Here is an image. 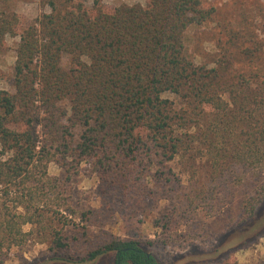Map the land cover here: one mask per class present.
Segmentation results:
<instances>
[{
    "label": "trees",
    "instance_id": "trees-1",
    "mask_svg": "<svg viewBox=\"0 0 264 264\" xmlns=\"http://www.w3.org/2000/svg\"><path fill=\"white\" fill-rule=\"evenodd\" d=\"M42 4L48 11L23 25L0 0V47L6 35L19 36L14 91L0 90V145L10 152L0 156V226L10 243L32 221L11 210L28 208L40 195L39 164L78 158L117 177L141 154L151 159L153 149L171 162L195 139L182 129L208 111H228L230 103L246 130L221 141L220 151L250 171L264 165V65L227 75L185 55L186 28L210 15L201 0H149L112 10L102 0ZM168 171L158 167L153 176L169 181L174 172ZM56 244L66 245L61 235ZM106 251L115 252L114 264H156L135 238L112 239L85 259Z\"/></svg>",
    "mask_w": 264,
    "mask_h": 264
},
{
    "label": "rangeland",
    "instance_id": "rangeland-1",
    "mask_svg": "<svg viewBox=\"0 0 264 264\" xmlns=\"http://www.w3.org/2000/svg\"><path fill=\"white\" fill-rule=\"evenodd\" d=\"M147 1L102 3L112 10ZM201 1L210 15L186 28L185 55L227 75L263 66L264 0ZM5 7L17 12L23 25L48 11L42 0H6ZM18 42V35H6L0 47V90L14 91ZM227 106L228 111H208L182 129L192 130L195 139L171 162L153 149L151 159L141 154L145 158L131 161L117 177L78 158L39 164L40 195L28 208L11 210L32 221L22 224L16 243L0 226V264H114V251L85 258L115 238L137 239L156 264H264V165L250 171L230 151H220L226 137L236 140L246 130L234 116L237 106ZM8 154L0 145V156ZM170 166L169 181L153 176L156 168L167 172ZM5 198L11 206V197ZM60 235L64 247L56 244Z\"/></svg>",
    "mask_w": 264,
    "mask_h": 264
}]
</instances>
